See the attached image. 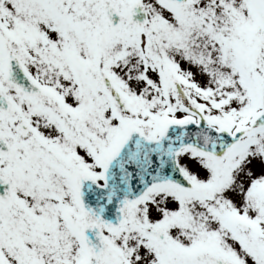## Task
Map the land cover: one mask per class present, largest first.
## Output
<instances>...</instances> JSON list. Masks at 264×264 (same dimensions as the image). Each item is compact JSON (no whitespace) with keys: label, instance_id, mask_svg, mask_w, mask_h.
Returning a JSON list of instances; mask_svg holds the SVG:
<instances>
[{"label":"snow or ice","instance_id":"6c2138e0","mask_svg":"<svg viewBox=\"0 0 264 264\" xmlns=\"http://www.w3.org/2000/svg\"><path fill=\"white\" fill-rule=\"evenodd\" d=\"M0 264H264V0H0Z\"/></svg>","mask_w":264,"mask_h":264}]
</instances>
